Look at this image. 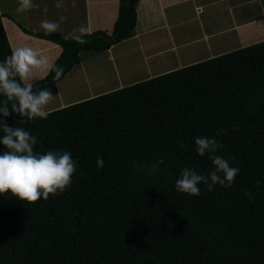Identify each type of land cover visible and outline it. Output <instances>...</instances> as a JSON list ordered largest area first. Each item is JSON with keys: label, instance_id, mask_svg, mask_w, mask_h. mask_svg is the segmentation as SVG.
I'll return each instance as SVG.
<instances>
[{"label": "trees", "instance_id": "16d2710c", "mask_svg": "<svg viewBox=\"0 0 264 264\" xmlns=\"http://www.w3.org/2000/svg\"><path fill=\"white\" fill-rule=\"evenodd\" d=\"M137 2L119 0L113 27L84 44L24 30L61 47V79L82 50L132 35ZM10 54L0 17V61ZM54 76L37 90L55 94ZM48 112L23 124L0 113V125L37 137L35 152L68 151L76 162L59 195L29 203L0 194V264H264V39ZM197 136L224 145L216 155L240 169L231 187L176 190L182 168L214 167L196 152Z\"/></svg>", "mask_w": 264, "mask_h": 264}, {"label": "crops", "instance_id": "0c3cea01", "mask_svg": "<svg viewBox=\"0 0 264 264\" xmlns=\"http://www.w3.org/2000/svg\"><path fill=\"white\" fill-rule=\"evenodd\" d=\"M247 1L258 3L260 16L239 18L241 0H138L132 35L105 51L81 52L79 62L57 82V92L45 110L63 107L263 40L264 3ZM34 3L39 9L17 12L19 0H0L1 21L11 49L28 45L52 60L59 55L61 47L25 30L45 32L40 29L39 21L45 18L58 20L60 15L67 19L54 33L65 38H71L69 34L81 24L90 27L91 32L110 30L119 7V0H65V8L59 10L54 7L55 0H34ZM205 9L207 15L204 19L200 17L199 26L192 31L188 20L194 19L193 15L201 16ZM204 22L211 24L208 31L201 26ZM227 33L233 34V44L229 47L221 49L217 42L210 41L213 36ZM197 43H203V46L198 47ZM93 52L106 53L108 64H100L94 54L90 56ZM93 65L98 67L96 72H93ZM87 70L92 72L87 73Z\"/></svg>", "mask_w": 264, "mask_h": 264}, {"label": "clouds", "instance_id": "9594fccd", "mask_svg": "<svg viewBox=\"0 0 264 264\" xmlns=\"http://www.w3.org/2000/svg\"><path fill=\"white\" fill-rule=\"evenodd\" d=\"M56 9L65 8V0H55ZM39 9L34 0H19L17 12ZM47 11V6H45ZM67 19L60 15L58 20L47 18L39 21L40 29L50 34L61 29V24ZM91 33V28L81 24L72 30L69 35L77 43L84 44L86 35ZM68 38V37H66ZM51 72H55L54 79L59 80L63 75L62 66H57L55 61L39 49L23 45L11 49V54L0 61V113L8 117L13 113L25 117L21 123H27L37 117L47 119L49 112L46 106L54 99L50 88L37 90V83ZM2 120V119H0ZM0 125L3 136L0 144L7 150L0 153V194L11 192L20 200L29 203L36 202L41 197L44 200L49 194L59 195L63 193L72 182V176L76 171V162L68 151L49 150L43 154L34 151L37 137L31 135L23 127L9 126L5 120ZM224 134L220 129L216 136ZM216 136H197L194 138L196 152L200 156L207 155L213 164V169L206 174H201L194 168L184 167L175 180V188L178 192L189 195H200L198 185L203 182L209 191L216 184L231 187L235 183V177L239 173L238 167H231L229 162L217 151L223 148ZM97 166L102 168L104 161L97 157ZM210 181V182H209ZM259 185L260 181H256ZM249 199L251 193H246Z\"/></svg>", "mask_w": 264, "mask_h": 264}, {"label": "rangeland", "instance_id": "374dc122", "mask_svg": "<svg viewBox=\"0 0 264 264\" xmlns=\"http://www.w3.org/2000/svg\"><path fill=\"white\" fill-rule=\"evenodd\" d=\"M241 1H243V4H242V7L239 9L240 12L238 11L239 12V14H238L239 18H248V15H249V18L253 17V16H257V15L260 16L261 15L259 10H257L258 9L257 8L258 7L257 2H254L255 3V5H254V3L252 4L247 0H241ZM260 2L264 3V1H260ZM216 7L217 6H215L214 8L216 9ZM211 10H214V9H212V7H211ZM207 11L208 10L205 9L204 12L201 14V16L199 15L198 17H196L195 15H193L195 18L188 20V23L190 24L192 31H194V27L199 26V23L201 21L200 17H202L204 19L205 18L204 16L207 15ZM189 17L190 16H188V18ZM201 26L204 30L208 31L211 24H209V23L206 24L204 22ZM232 35L233 34H231V33H227L225 35L213 36L210 38V41L217 42L218 43L217 47H221V49H222L223 47H226V46L229 47L231 44H233ZM196 46L201 47V46H203V43H197ZM225 49H227V48H225ZM88 51H90V50H82L81 52L83 53V52H88ZM93 54L96 57V60L100 62V64H102V65L108 64L106 53H99L98 54V53L93 52L92 55H90V56H93ZM97 69H98V67L93 65V72H96ZM91 72H92L91 70H87V73H91ZM93 88H95V85H93Z\"/></svg>", "mask_w": 264, "mask_h": 264}]
</instances>
